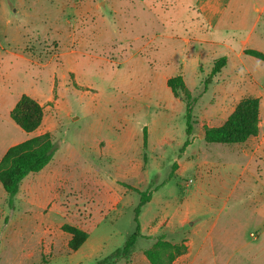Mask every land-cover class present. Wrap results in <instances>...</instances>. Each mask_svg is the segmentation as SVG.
<instances>
[{
	"label": "rangeland",
	"instance_id": "374dc122",
	"mask_svg": "<svg viewBox=\"0 0 264 264\" xmlns=\"http://www.w3.org/2000/svg\"><path fill=\"white\" fill-rule=\"evenodd\" d=\"M6 2L7 17L14 18L16 3L0 0V7ZM72 4L69 23L58 27V37L29 35L14 49L3 46L25 60L0 51V70L10 74L0 94V152L27 135L49 134L58 145L51 165L27 177L43 200L29 202L25 193L11 209L0 184V264H152L148 250L156 252L158 264H174L181 257L171 261L175 246H186L191 225L168 224L196 196L203 204L192 221L207 228L217 224L194 264H264V238L249 237L260 230L255 220H261L250 200L240 204L238 187V196L223 207V187L217 193L208 183L215 180L210 165L238 161L244 144L204 141L205 131L223 126L244 99L259 97L264 114V62L245 51L225 55L186 42L199 30L191 21L193 0ZM256 37L264 50L263 22ZM225 56L227 64L211 76ZM176 76L183 79L182 94L197 98V123L186 148L185 103L168 85ZM21 94L44 108L42 125L32 134L7 112ZM260 124L264 129V117ZM136 190L151 195L139 216L143 237L130 256L114 257L136 231ZM212 194L219 197L218 205L208 210ZM111 197L122 203H112ZM65 224L88 233L78 251L68 248ZM158 241L163 245L157 247Z\"/></svg>",
	"mask_w": 264,
	"mask_h": 264
},
{
	"label": "crops",
	"instance_id": "0c3cea01",
	"mask_svg": "<svg viewBox=\"0 0 264 264\" xmlns=\"http://www.w3.org/2000/svg\"><path fill=\"white\" fill-rule=\"evenodd\" d=\"M14 1L16 3L15 10L17 11L14 18L9 19L7 17V2L0 7V51L9 53L22 60H25V58L18 52L15 53V51L10 50L4 51L3 46L9 45L11 46L10 48L14 49L13 47H18L24 39H28L29 35H44L50 38L54 36L58 37L59 34L56 30L61 24L64 25L65 21L69 23L72 8L75 6L72 4V0ZM193 1L195 16L192 17L191 21L197 23L195 24V28L199 30L194 34L192 40H186V42L191 43L193 41L198 44L207 45L220 52H224L225 55L234 54L236 52L243 53L246 49H253L264 53V50L260 47L262 44L260 40L262 39L256 37L258 27L262 22L264 23V0ZM49 12L53 15L49 16ZM54 14H57L56 19L54 18ZM23 15L25 17L22 19ZM49 28L53 29L51 30ZM250 46L252 47L249 48ZM1 58L2 56H0V61ZM9 77V73H4L0 70L1 95L5 94V92H3V86L8 82L7 80ZM22 95L24 94H21L19 98L12 101L10 108L7 110L9 115ZM262 117H264L263 112L260 114V123ZM30 138L32 137L27 135V138L15 141V143H12L8 148L3 149L0 152V161L10 147ZM13 141L14 139H12L11 142ZM243 144L244 147L239 148V151H242V153L239 152L240 157L238 161H228L224 164L210 165L212 177H214L216 181H208V183H211V188L217 193L220 192L217 191L220 186L223 187V192L226 194L223 197V207H226L229 201L235 200L238 196L235 195L237 192L236 190L238 187L241 188L243 194L239 197L240 204H244L246 198L249 199L252 213L259 215V219H261L259 221L255 220V225L260 230L257 233H249L251 240L253 239L257 242L261 237L264 238V197L262 195V190L264 189V129H261L257 137L251 138ZM213 145L217 146L219 144ZM144 150H146V148ZM50 165L51 163L39 173H43ZM28 181L27 177L22 181L15 199L22 201L26 193L27 198L29 196L31 197V199L28 200L29 202L36 203L43 200L44 198L35 196L36 186ZM244 195H246V197ZM115 199H117V197H111L112 203L115 201V204L119 206L122 202H118V199ZM210 199L213 200L207 202L208 210L209 208L211 209L213 204V206L218 205L216 200L219 199V197L217 194H212ZM150 203L151 200L148 204ZM201 204H203V202L198 196L194 197L191 203L186 201L183 207H180L173 213L174 222L172 221L168 224V226H174L176 225L174 223L177 222L178 226H180L185 221L191 225L186 242L187 252L176 259L174 264H194L196 260L203 256V250L207 248V244L217 222L214 221L210 227L207 228L205 223H196V220L192 221V216L197 213V208L199 207L198 209H200ZM183 211H185V215ZM176 212L178 214H176ZM68 236L70 240V235L68 234Z\"/></svg>",
	"mask_w": 264,
	"mask_h": 264
},
{
	"label": "trees",
	"instance_id": "16d2710c",
	"mask_svg": "<svg viewBox=\"0 0 264 264\" xmlns=\"http://www.w3.org/2000/svg\"><path fill=\"white\" fill-rule=\"evenodd\" d=\"M245 54L264 62V53L247 49ZM227 64V58L218 59L214 65L211 76L219 73ZM172 92L181 97L185 103L186 114V134L188 136L184 148L192 143L191 136L194 133L197 121L193 115V106L197 98L185 94L184 82L181 76H176L168 81ZM11 118L26 133H33L40 128L44 119V108L34 98L24 94L11 111ZM260 131V99L247 98L242 100L228 121L221 127L207 129L204 133V141L208 144H242L251 137H255ZM147 128L143 129V146L147 147ZM58 145L49 134L32 137L24 142L10 147L0 161V184L8 197V204L13 208L14 200L19 192L22 181L30 174L41 172L52 161ZM174 165V170H175ZM140 195V202L136 212V231L131 234L122 248L117 249L112 256L128 257L136 249L138 240L143 237L139 216L141 209L150 202L151 195L146 191L136 190ZM62 230L70 235L68 248L70 251H78L88 240V233L79 227L65 224ZM163 245L158 241L156 246ZM177 254H172L171 261L187 252V247L178 248L175 246ZM152 264L157 263V254L153 250L146 252Z\"/></svg>",
	"mask_w": 264,
	"mask_h": 264
}]
</instances>
